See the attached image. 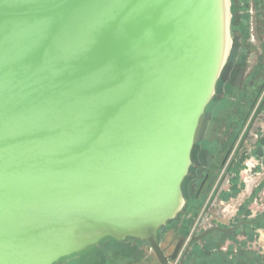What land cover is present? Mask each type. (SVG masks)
<instances>
[{"label":"water","instance_id":"95a60500","mask_svg":"<svg viewBox=\"0 0 264 264\" xmlns=\"http://www.w3.org/2000/svg\"><path fill=\"white\" fill-rule=\"evenodd\" d=\"M230 0H0V264L145 242L184 205L227 60ZM227 174H225L226 176ZM219 191V189H218Z\"/></svg>","mask_w":264,"mask_h":264},{"label":"rangeland","instance_id":"374dc122","mask_svg":"<svg viewBox=\"0 0 264 264\" xmlns=\"http://www.w3.org/2000/svg\"><path fill=\"white\" fill-rule=\"evenodd\" d=\"M230 3L232 44L217 81L215 94L207 104L195 134L191 165L182 185L185 202L176 217L167 222L158 232L159 244L166 254L172 252L178 236L182 235L189 238L193 230L208 226L210 216L214 212L220 220H227L233 211L230 207L226 209L219 208L218 205L216 207L214 204H217L219 200L211 204L209 197L212 195L214 185L223 176L228 161L234 156L239 139L232 146L226 162L217 168L212 185L202 192L201 196L196 198L194 194L196 188L191 191L189 185L195 179L194 184L197 187L202 176L208 172L206 167L212 168L218 164L215 162H219L222 158L227 147L223 139L229 135L230 122L235 119L240 120L245 114L248 117L247 121H254L258 105L264 98V11H261L262 8L264 9V0H230ZM234 46L236 47L233 50ZM249 129L248 139L241 149V152H246L244 156L246 160L242 163L244 166L242 170L244 184L242 187L244 192L251 189L255 192L260 189L259 192H262L264 196V180L260 181L264 176V169L253 170L259 158L257 153L253 151L255 150L253 146L257 140L259 142L264 141V118L257 117ZM230 176L229 174L224 189L226 186H230L229 184L236 182ZM202 197L203 199L200 200ZM211 239L206 237L194 245L186 258L189 264H230L232 262L228 258L227 252L225 253L226 240L217 242L216 252H214V250L212 251ZM94 247L96 248V246H92L78 254L63 258L55 264H96L103 262L105 257L100 251H93L88 256L86 255L87 257H83L86 252Z\"/></svg>","mask_w":264,"mask_h":264},{"label":"flooded vegetation","instance_id":"af4514ba","mask_svg":"<svg viewBox=\"0 0 264 264\" xmlns=\"http://www.w3.org/2000/svg\"><path fill=\"white\" fill-rule=\"evenodd\" d=\"M261 11H264V9L262 8ZM257 117H260V119L264 118V98L258 105L254 121H247L248 117L247 114H245L240 120L235 119L230 122L229 135L223 139L227 147L222 158L219 162L216 161L215 163L218 164H215L212 168H210V166L206 167L208 168V172L202 176V180L197 187H195L194 184L195 179H193L189 185L191 191H194L196 188L194 191L196 198L201 196V193L212 185L213 177L217 168L226 162V158L229 155L232 146L239 139L234 156L228 161L223 176L214 185V189L211 192L212 195L209 197L211 204L219 200V204L218 202L217 204H214L216 207L217 205L219 208L224 209L230 207L233 211L229 214L227 220H220L219 216L214 212V216H210L211 218L208 226L203 229L200 228L199 230L195 229L191 233V235L193 233L197 235L212 226L219 228H234L238 225V227L231 230H213L206 236L209 237V240L215 237L213 240L211 239L212 251L214 250V252H216V243L223 242L224 239L226 240L225 253L227 252V256L232 260L231 263L234 262L233 264H264V196L262 192H259L260 189L255 192H253V189L244 192L242 187L244 184L242 176L244 166L242 163L246 160V157H244L246 152H241V149L244 147V143L248 139L249 128L253 126ZM235 127L237 128L235 129ZM244 127L245 129H243ZM258 142L259 141L257 140L253 146L255 149L253 151H255L257 157H259L253 167V170L255 169L254 171L264 169V141ZM225 174L227 175L225 176ZM229 174L231 175V178L236 180V182L234 184L228 183L230 186H226L224 189V186L229 179ZM262 180H264V176L260 181ZM202 199L203 197L200 198V200ZM178 238L179 236L177 237V241ZM204 238L200 241H203ZM198 242L193 243L187 252V255Z\"/></svg>","mask_w":264,"mask_h":264},{"label":"crops","instance_id":"0c3cea01","mask_svg":"<svg viewBox=\"0 0 264 264\" xmlns=\"http://www.w3.org/2000/svg\"><path fill=\"white\" fill-rule=\"evenodd\" d=\"M93 251H100L105 257L103 262L96 264H159L150 247L145 242L136 239L103 240L96 248L86 252L83 257ZM188 262L186 260L185 264H189Z\"/></svg>","mask_w":264,"mask_h":264},{"label":"trees","instance_id":"16d2710c","mask_svg":"<svg viewBox=\"0 0 264 264\" xmlns=\"http://www.w3.org/2000/svg\"><path fill=\"white\" fill-rule=\"evenodd\" d=\"M236 46H234L232 49L234 50Z\"/></svg>","mask_w":264,"mask_h":264}]
</instances>
